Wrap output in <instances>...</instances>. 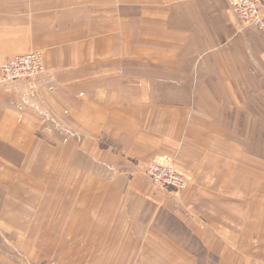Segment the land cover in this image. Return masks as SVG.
<instances>
[{
  "label": "rangeland",
  "instance_id": "1",
  "mask_svg": "<svg viewBox=\"0 0 264 264\" xmlns=\"http://www.w3.org/2000/svg\"><path fill=\"white\" fill-rule=\"evenodd\" d=\"M157 1L0 0L9 47L0 65L27 52L43 63L34 77L0 85L25 81L35 98L57 46L80 41L82 50L70 57L89 59V70L151 77L150 99L135 97V109L146 107L149 127L167 133L155 139L152 132L143 143L170 150L130 155L108 133L96 140L76 130L55 134L56 145L34 143L24 194L9 198L0 214V264H264V67L249 50L246 68L239 59L222 60L224 52L210 61L214 67L192 68L191 44L166 32ZM134 41L139 52L124 60L117 46ZM198 75L215 82H173ZM110 83L104 97L110 88L116 94L107 115L129 102L117 94L123 83ZM165 155L185 177L183 188L151 181L148 163Z\"/></svg>",
  "mask_w": 264,
  "mask_h": 264
},
{
  "label": "crops",
  "instance_id": "2",
  "mask_svg": "<svg viewBox=\"0 0 264 264\" xmlns=\"http://www.w3.org/2000/svg\"><path fill=\"white\" fill-rule=\"evenodd\" d=\"M157 2L162 6L161 20L165 19L171 26L167 25L166 32L177 36L176 43L191 44V53L189 52L187 59L192 61V68L214 67L210 61L219 60L220 58L217 57L219 52L225 53L221 56L222 60H231V63H234L235 59H239L244 64L248 59L249 50L252 59L259 61L260 66L264 67V29L253 27L239 29L227 0H158ZM260 2L264 17V0ZM146 19L151 20V15L144 17V20ZM149 29L145 28L144 31H151ZM2 31L0 29V61L9 52L7 35ZM133 34L135 35V29ZM148 41L150 43V38L147 39V44ZM81 44L83 43L80 41L74 44L69 40L57 46L55 59L47 60L51 67V75L45 83L49 86L40 82L38 89L36 88L35 98L32 96V90L28 89L30 83L25 81L0 85V214L7 211L9 198L24 194V163L31 160L29 152H34V143L42 140L56 145L55 134L60 132L76 130L83 138L95 135L96 140L105 132L113 141L122 143V148L126 149L127 154L141 157L158 153L168 154L165 152L170 151L166 146L150 147V144L143 143L146 139L152 138V132L155 134V139L167 133L149 127L153 125L146 107H140L138 112L135 109V97L140 100L150 99L151 92L146 91L145 86L152 82L151 77L137 76L129 65L131 62L124 63L127 65V72L135 73L132 75L105 77L98 73L101 69L89 70L93 66L89 63V59L79 56L70 57L72 52L78 55L82 50ZM134 46H136L135 41L133 45L129 43L125 47L120 44L117 49L124 60L130 61L131 54L135 56L140 50L135 49ZM147 47L149 49L143 50L144 55L145 52L149 54L151 52L150 45ZM49 51L52 52L50 49ZM60 53H64L63 58ZM143 59H146V56H143ZM97 65L101 64L98 62ZM243 67L246 68V65L244 64ZM211 74L207 77L213 76ZM197 78L200 76L192 80L178 79L173 82H215V80ZM113 81L117 84L123 83V86L117 87V94L122 91L129 102L126 107L120 106L117 114H102L104 108L112 107L110 101L116 94L112 91L113 88H110L109 95L106 94L109 98H105L103 84L109 85ZM159 82L166 84L169 81L165 78ZM137 92L139 96H136ZM192 96L195 97L194 94ZM167 111L169 110H164ZM179 112L182 113L181 110ZM154 122L157 123V120ZM179 122L180 127H183L182 116ZM39 133H43V136H39Z\"/></svg>",
  "mask_w": 264,
  "mask_h": 264
},
{
  "label": "built area",
  "instance_id": "3",
  "mask_svg": "<svg viewBox=\"0 0 264 264\" xmlns=\"http://www.w3.org/2000/svg\"><path fill=\"white\" fill-rule=\"evenodd\" d=\"M238 28L253 27L264 29V17L261 13L260 0H227ZM43 63L38 53L27 52L16 55L0 65V83L16 78L34 77L43 71ZM147 173L153 183L164 187L183 188L186 180L168 156L152 159L147 166Z\"/></svg>",
  "mask_w": 264,
  "mask_h": 264
}]
</instances>
